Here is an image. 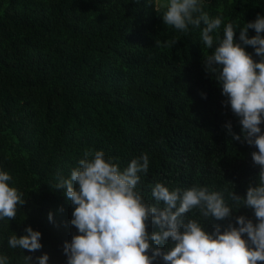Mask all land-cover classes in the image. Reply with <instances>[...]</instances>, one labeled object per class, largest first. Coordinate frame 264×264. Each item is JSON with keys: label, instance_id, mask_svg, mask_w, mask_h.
I'll return each mask as SVG.
<instances>
[{"label": "trees", "instance_id": "trees-1", "mask_svg": "<svg viewBox=\"0 0 264 264\" xmlns=\"http://www.w3.org/2000/svg\"><path fill=\"white\" fill-rule=\"evenodd\" d=\"M152 3L0 0V172L25 201L15 220H0V255L9 264H24V255L36 264L43 254L48 264H67L64 243L78 232L70 225L74 208L55 184L58 173L70 177L86 151H103L121 171L146 153L149 169L138 174L137 190L148 203H155L149 186L156 183L170 190L207 187L224 193L233 223L237 216L257 222L254 210L228 196L244 197L257 186L252 153L258 149L223 127L230 122L241 135L216 75L204 69L213 51L200 39L204 25L179 32ZM203 11L222 19L220 36L233 23L240 43V28L264 16V0H203ZM255 35L248 30V38ZM173 39L176 45L163 46ZM241 46L259 62L251 46ZM260 128L264 134V123ZM187 215L198 218L196 210ZM201 223L211 233L227 221ZM27 227L41 233L42 248H10L8 239L26 235ZM147 230L158 228L149 222Z\"/></svg>", "mask_w": 264, "mask_h": 264}, {"label": "clouds", "instance_id": "clouds-1", "mask_svg": "<svg viewBox=\"0 0 264 264\" xmlns=\"http://www.w3.org/2000/svg\"><path fill=\"white\" fill-rule=\"evenodd\" d=\"M152 5L156 13H162L163 23L179 32L188 33L190 26L204 25L200 39L213 50L203 62L204 69L216 75L222 95L227 97L225 105L240 118L241 135L233 133L230 122L223 127L234 140L258 149L252 153L260 169L257 186H249L244 197L234 191L228 196L235 205L242 202L243 207L254 210L257 222L237 216L233 223L234 208L226 203L224 193L207 187L170 190L156 183L149 186L155 203H148L137 190L141 181L138 174H147L149 169L146 153L132 159L121 171L113 158L105 159L103 151H86L70 177L58 173L55 184L56 190H65L74 208L70 225L78 232L71 242L64 243L67 264H154L158 259L163 264H264V134L260 128L264 123V16L258 15L240 28V43H235L233 23L225 25L220 36L222 19L210 18L203 11V0H153ZM249 29L256 33L252 38H248ZM177 42L173 39L163 46ZM160 43L156 41V46ZM241 45L251 46L259 62ZM11 179L8 173L0 172V220H15L17 205L25 204L22 194L9 186ZM193 210L198 218L186 216ZM209 218L227 224L223 228L217 224L209 233L201 223V219ZM48 219L53 221L51 212ZM149 222L158 231L149 234ZM25 233L19 238L13 234L8 246L31 253L40 250L41 233L31 227L25 228ZM23 259L24 264H32V256L24 255ZM48 260L49 256L43 254L36 258V264H48ZM0 264H9V258L0 255Z\"/></svg>", "mask_w": 264, "mask_h": 264}, {"label": "rangeland", "instance_id": "rangeland-1", "mask_svg": "<svg viewBox=\"0 0 264 264\" xmlns=\"http://www.w3.org/2000/svg\"><path fill=\"white\" fill-rule=\"evenodd\" d=\"M159 2L163 3V2H165V0H159Z\"/></svg>", "mask_w": 264, "mask_h": 264}]
</instances>
